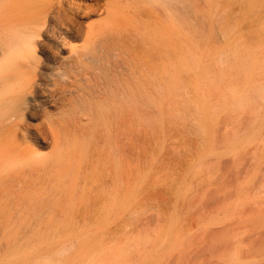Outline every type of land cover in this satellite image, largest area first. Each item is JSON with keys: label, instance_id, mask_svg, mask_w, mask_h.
Returning a JSON list of instances; mask_svg holds the SVG:
<instances>
[{"label": "rangeland", "instance_id": "rangeland-1", "mask_svg": "<svg viewBox=\"0 0 264 264\" xmlns=\"http://www.w3.org/2000/svg\"><path fill=\"white\" fill-rule=\"evenodd\" d=\"M224 1L136 4L113 32L126 103H98L111 117L57 157L38 129L77 103L20 122L17 141L58 163L0 171V264H264V0Z\"/></svg>", "mask_w": 264, "mask_h": 264}, {"label": "bare ground", "instance_id": "bare-ground-1", "mask_svg": "<svg viewBox=\"0 0 264 264\" xmlns=\"http://www.w3.org/2000/svg\"><path fill=\"white\" fill-rule=\"evenodd\" d=\"M81 1L82 4L73 0H0L1 172L13 168L17 161L30 163L29 171L56 165V157L64 151L60 142L66 135L78 136L86 124L111 117V110L104 117L97 114L98 103H126L129 87L124 82L114 83L118 69L114 57L125 52L128 41L113 32L116 23L132 16L136 10L131 9L136 4L139 7L152 2L164 10L178 11L177 4H182L183 10L191 0H89L90 4ZM202 1L206 7L212 3L228 6L221 0ZM93 16H99L100 20L89 23ZM76 40H82L83 44L73 45ZM116 48L119 54L115 53ZM134 101L138 104L133 110L141 118L144 97H134ZM73 102L80 106L75 117L59 120V128L49 122L46 131L38 129L42 140L49 136L55 151L52 156L57 155L54 161H41L36 150L28 145L27 138L42 146L34 134L31 137L21 134L26 145L17 141L20 122L26 117L44 120L48 107ZM15 180L23 185L31 183L30 179L18 177L11 179V183Z\"/></svg>", "mask_w": 264, "mask_h": 264}]
</instances>
